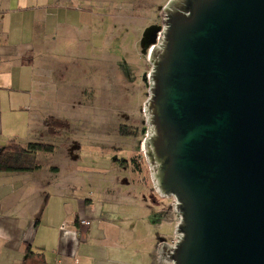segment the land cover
<instances>
[{
    "label": "water",
    "instance_id": "obj_1",
    "mask_svg": "<svg viewBox=\"0 0 264 264\" xmlns=\"http://www.w3.org/2000/svg\"><path fill=\"white\" fill-rule=\"evenodd\" d=\"M142 152L172 197L167 264H264V0H169Z\"/></svg>",
    "mask_w": 264,
    "mask_h": 264
},
{
    "label": "rangeland",
    "instance_id": "obj_2",
    "mask_svg": "<svg viewBox=\"0 0 264 264\" xmlns=\"http://www.w3.org/2000/svg\"><path fill=\"white\" fill-rule=\"evenodd\" d=\"M168 1L69 0V7L94 14L77 34L68 32L51 57L36 60L50 103L37 115L29 137L16 139L24 147L28 142L52 145L50 152L35 153L39 168L28 172L40 194L51 197L47 213L70 219V197L115 205V217L129 218L133 234L145 241L138 264H167L157 261V250L174 242L177 223L174 200L156 193L142 152L148 53L161 32ZM87 19L92 27H86ZM50 114L67 119L68 129L47 132L41 119ZM36 214L40 218L41 209Z\"/></svg>",
    "mask_w": 264,
    "mask_h": 264
},
{
    "label": "crops",
    "instance_id": "obj_3",
    "mask_svg": "<svg viewBox=\"0 0 264 264\" xmlns=\"http://www.w3.org/2000/svg\"><path fill=\"white\" fill-rule=\"evenodd\" d=\"M68 1L0 0V147L29 137L50 103L36 60L51 57L68 32L77 34L84 19H92L93 11L71 8ZM86 27H92L88 19ZM28 172L0 170V264H138L145 255V241L133 234L129 218L115 217V205L70 197V219L54 217L47 213L50 195L40 194Z\"/></svg>",
    "mask_w": 264,
    "mask_h": 264
},
{
    "label": "trees",
    "instance_id": "obj_4",
    "mask_svg": "<svg viewBox=\"0 0 264 264\" xmlns=\"http://www.w3.org/2000/svg\"><path fill=\"white\" fill-rule=\"evenodd\" d=\"M42 124L51 134H56L60 130L68 129L70 123L67 119L54 115L46 116ZM50 152L52 145L44 142H28L24 147L11 140L6 145L0 147V170L12 171H32L39 166L35 162V153ZM133 163L136 164L135 159Z\"/></svg>",
    "mask_w": 264,
    "mask_h": 264
},
{
    "label": "flooded vegetation",
    "instance_id": "obj_5",
    "mask_svg": "<svg viewBox=\"0 0 264 264\" xmlns=\"http://www.w3.org/2000/svg\"><path fill=\"white\" fill-rule=\"evenodd\" d=\"M163 8H164V7H163ZM162 12H163V9H162ZM143 114H145V113H144V107H143ZM120 129H121L122 131L124 130V133H125V134H127V133H128V134H132V132H131L129 129L125 128V127H121ZM133 159H135V162H136V158H135V157L132 158V160H131L132 162H133ZM136 167H137V166H136ZM137 169H139V167H138ZM157 261H158V260H157Z\"/></svg>",
    "mask_w": 264,
    "mask_h": 264
},
{
    "label": "built area",
    "instance_id": "obj_6",
    "mask_svg": "<svg viewBox=\"0 0 264 264\" xmlns=\"http://www.w3.org/2000/svg\"><path fill=\"white\" fill-rule=\"evenodd\" d=\"M80 224L82 225H89V221L87 219H80ZM66 226L65 223L62 224L61 228H64Z\"/></svg>",
    "mask_w": 264,
    "mask_h": 264
}]
</instances>
